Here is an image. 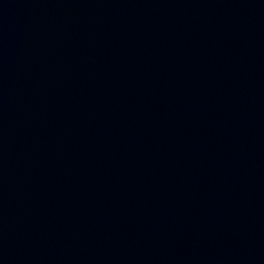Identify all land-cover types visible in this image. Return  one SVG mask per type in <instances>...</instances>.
Instances as JSON below:
<instances>
[{
  "label": "water",
  "instance_id": "water-1",
  "mask_svg": "<svg viewBox=\"0 0 264 264\" xmlns=\"http://www.w3.org/2000/svg\"><path fill=\"white\" fill-rule=\"evenodd\" d=\"M0 264H264V0H0Z\"/></svg>",
  "mask_w": 264,
  "mask_h": 264
}]
</instances>
